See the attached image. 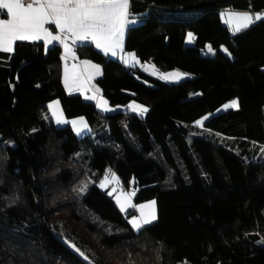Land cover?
I'll list each match as a JSON object with an SVG mask.
<instances>
[{"label": "trees", "instance_id": "obj_1", "mask_svg": "<svg viewBox=\"0 0 264 264\" xmlns=\"http://www.w3.org/2000/svg\"><path fill=\"white\" fill-rule=\"evenodd\" d=\"M227 9L264 0H132L125 49L192 75L177 84L78 50L110 104L144 116L68 94L60 45L0 52V264H264V18L232 33ZM54 101L90 131L54 127ZM109 171L136 204L155 201V222L131 230L136 210L98 185Z\"/></svg>", "mask_w": 264, "mask_h": 264}, {"label": "snow or ice", "instance_id": "obj_2", "mask_svg": "<svg viewBox=\"0 0 264 264\" xmlns=\"http://www.w3.org/2000/svg\"><path fill=\"white\" fill-rule=\"evenodd\" d=\"M129 4L130 0H0V16L6 10L8 17V19H0V52H11L15 41L38 39L44 40L46 46L52 42L63 43L65 51L70 52L71 49L66 43L68 36L54 34L55 32L70 34L73 44L78 41H91L98 49L115 56L116 49L123 50L126 26L136 22L134 18H129ZM233 16L239 22L236 27L237 32L241 28L249 27L254 23V19L261 20L260 14H256L254 19L248 13H236ZM46 25H54V29L50 30ZM188 37L189 42L194 38L192 33H188ZM209 50L211 51V48ZM224 51L227 52V49ZM126 55L136 62L133 53ZM92 67L97 66L92 65ZM182 76L183 74L177 72L165 74L162 78ZM85 99H95V97L85 96ZM230 106H237V102L233 101ZM97 107L105 112L111 111L107 106V101L103 99L98 101ZM128 107L133 112L148 111L146 107L135 103L129 104ZM49 108L53 110L52 115L56 117L57 124L71 123L77 135H81L83 129L87 128L82 119L79 121L62 120L60 118L62 113L57 111L58 102L50 104ZM113 179H115L114 176ZM104 183L106 181H102L100 186L103 187ZM86 188L87 183L82 184L77 192H83ZM116 202L120 205V210L125 211L120 197H117ZM154 204L153 201L150 205L139 206L140 215L133 214L128 221L132 231L140 232L153 223L156 219L154 209L148 212H144L143 209H152Z\"/></svg>", "mask_w": 264, "mask_h": 264}, {"label": "crops", "instance_id": "obj_3", "mask_svg": "<svg viewBox=\"0 0 264 264\" xmlns=\"http://www.w3.org/2000/svg\"><path fill=\"white\" fill-rule=\"evenodd\" d=\"M131 2H132V0H130V4H129V13H131ZM223 12H226L229 19H230V17H233L230 20L235 24L239 23L233 16V14H236V13H248L250 16L253 17V19L255 18L256 14H260L261 17L264 16V11L249 12V11H236V10L227 9V10H222L221 14ZM129 18L131 19V16ZM0 19H8L6 10H4V14L2 16H0ZM254 21H256V20L254 19ZM133 24H129L126 26L125 32H124V39H123V50L121 51L120 49H116V55L115 56L111 55V53H105V51L102 49H98L95 46V44L92 43L91 41H78L76 44H73L70 34H66V33L65 34H59V33L54 32V34L67 35L68 36L66 43H67L68 48L71 49L70 52H66L64 44L60 43V42H52L46 46L44 40L38 39V40H22V41L23 42L39 41V42L44 43L46 48L53 46V45H60L61 49H62L61 77H62V82H63V85H64L66 92L68 94H79L84 99H85V96H94L95 99H85V100L90 101V102H94L96 105H97L99 100L103 99V100L107 101V106L111 109V111H114L115 109H119V107L118 106H112L110 104V102L103 95L101 88L98 86V84L96 82L97 79L102 75L101 64L93 62L89 59H81L78 56V50L79 49H85V48H92V49L100 51L101 53H103L108 58L119 60L120 62H122L123 65H125L127 67H139L140 69H142L148 73H151L150 72L151 68L146 65V62H142L134 51H127L125 49L126 32H127L128 28ZM46 27H49L50 30L54 29V25H46ZM236 27H237V25H236ZM241 29H243V28H241ZM231 32L235 33L237 31L234 30ZM17 42H20V41H15L13 44V50L11 52H8V53H12L14 51ZM127 53H133L136 57V62H133L131 57H128L126 55ZM92 65H95L97 67H92ZM54 102H58L57 111L62 113V115L60 117L62 120H64V121H73V120L79 121L83 118V117L67 118L66 115L64 114L61 103L59 101H54ZM54 102H52L51 104H54ZM99 109L102 110L101 108H99ZM111 111H107V112H111ZM103 112H105V111H103ZM47 114L51 115V118H52V114H50V108L49 107H48ZM82 120L87 125V128H88L87 133H88L90 131L88 124L84 118ZM52 124L54 126L55 121L52 120ZM69 125L73 129L72 124L69 123ZM54 127H57V126H54ZM78 127H81V126L78 125ZM83 130H85V129H83ZM73 131H74V129H73ZM74 132H76V131H74ZM119 180H120V178H119ZM98 185L100 186V184H98ZM114 200L116 201L115 197H114Z\"/></svg>", "mask_w": 264, "mask_h": 264}, {"label": "rangeland", "instance_id": "obj_4", "mask_svg": "<svg viewBox=\"0 0 264 264\" xmlns=\"http://www.w3.org/2000/svg\"><path fill=\"white\" fill-rule=\"evenodd\" d=\"M261 18H264V16L261 17ZM221 19H222V22L224 24H226L230 28L231 31L236 30V25L237 24L233 23L228 18V15L226 14V12H223L221 14ZM135 24H137V22H135L133 25H135ZM188 33H192L193 34V37H194V32L193 31H188L187 32V36H186V43L188 45L194 44L193 43L194 42V38L191 39V42H189ZM224 49L225 48L223 47L222 50H224ZM213 53H214L213 51H210L209 49H207V51L203 52V55L206 56V55H211ZM146 65L151 68V71H150L151 73L150 74H152L153 76H156L157 78H159L160 80H162V81H164L166 83L177 84V83H180V82L185 81V80H187V79H189V78L192 77V75L190 73H188L186 71H183V70H179V69L160 70L155 65H153L151 63H147V62H146ZM177 72L183 74V76L182 77L162 78L165 74L177 73ZM233 101H236L237 102V100H233ZM232 102H231V104H232ZM135 104H139V103H135ZM139 105L144 106L142 104H139ZM237 105H238V102H237ZM118 107H119V109H115L114 111H111V112H115V111H118V110H124V111L125 110H129V111H132L129 107H124V106H118ZM234 107H237V106H234ZM52 111L53 110L50 109V114H52ZM135 113L139 114L140 116H144L146 114V112H142V113L135 112ZM52 120L55 121V125L54 126H57V127L64 126L65 124H69V123L57 124L56 123V117H54L53 115H52ZM87 130H88V128H85V130L82 131V134L81 135H77L76 132H75V134H76L77 137H82V136H84L87 133ZM113 176L115 177V179H113ZM102 181H106V183H104V186L103 187H101V186L100 187L103 190H105L108 195H109V193H111L110 196H112L113 198L115 197L116 200H117V197H120L121 204H123L124 205V208H125V211H123V213L127 212L131 208H134L136 210V214L135 215L136 216H139L140 215V208H139V206H141V205H150L154 201V200H149V201H145V202H141V203L136 204L135 201H134L135 192H136L135 189L134 188L124 189L121 186L122 184H121V181L119 180L118 175L115 172H113V171H109L108 173H106L105 175H103L100 178V180L98 181V184L101 185V182ZM125 200H127L126 203H125ZM115 203H116V201H115ZM116 205H117V207L120 210V205H118L117 203H116ZM153 209H154L155 215H156V219L153 221V222H155L158 219V213H157L156 203L154 204V206H153L152 209H150V208H144L143 211L144 212H148V211H151ZM130 219H131V217H130Z\"/></svg>", "mask_w": 264, "mask_h": 264}]
</instances>
